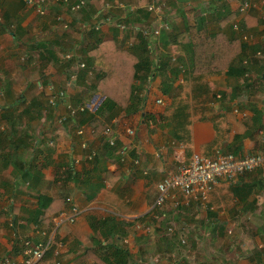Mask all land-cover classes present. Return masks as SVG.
<instances>
[{
    "label": "crops",
    "instance_id": "1",
    "mask_svg": "<svg viewBox=\"0 0 264 264\" xmlns=\"http://www.w3.org/2000/svg\"><path fill=\"white\" fill-rule=\"evenodd\" d=\"M149 1L86 0V7L75 13L57 3L39 16L25 0H0L4 21L0 22V257L11 254L22 261V239L45 238L48 226L36 210L46 195L56 199L55 205L63 201L48 219L61 210L72 212L67 197L79 208L73 223L67 221L55 228L52 222L49 236L63 242L54 252L59 264H103L96 257L107 254L115 238H121L130 252L151 258V264H181V260H186L183 264H204L192 261L204 228H210L208 236L214 239L241 229L249 237L246 249L256 253L250 252L242 263L264 264L263 168L247 172L235 182L220 180L210 190L205 207L192 201L174 211L175 219L182 222L169 238L158 227L166 220L165 209H171L170 203L163 209L154 206L159 181L177 171L193 153L264 151L260 62L244 76L227 74L231 62L238 59L242 42L264 47V0H249L254 6L244 12L239 6L245 0H161L166 6L163 20L171 28L151 38V56L166 70L158 71L148 89L136 80L134 111L122 110L112 117L109 111L99 112L106 95L91 81L101 70L97 65L86 77L81 70L77 83L67 85L76 61L67 62L62 53L74 51L86 61V51L99 40L136 48L142 33L135 27L159 25L145 7ZM104 2L111 7L107 11L112 22L104 23L97 32L82 30L81 22L94 21ZM226 11L233 16L222 25ZM57 15L61 21L56 20ZM234 22L250 36L244 30H233ZM64 23H68L67 29ZM121 23L127 25L125 30ZM200 23L210 36L207 42L186 52L176 51L177 36ZM24 53L29 56L22 62ZM34 60L37 69L32 66ZM172 69L178 75L165 91L164 81ZM199 74L206 76L212 91L196 102L193 93L197 94V86H192V77ZM59 89L66 90L73 105H84L85 111L61 122L65 105L48 102V95ZM222 94L231 99L221 102ZM158 97H163V104L154 103ZM131 103L128 100L127 104ZM179 119L184 125L181 138L175 134ZM99 122L103 126L96 128ZM106 125L112 126L114 146L106 142ZM79 128L83 135L78 134ZM129 128L135 133L129 134ZM93 150L96 154L91 159L88 155ZM69 170L76 175L63 179ZM152 223L154 228L147 232L143 227ZM183 234L190 247L181 253L177 240ZM145 238L148 242H143Z\"/></svg>",
    "mask_w": 264,
    "mask_h": 264
},
{
    "label": "built area",
    "instance_id": "2",
    "mask_svg": "<svg viewBox=\"0 0 264 264\" xmlns=\"http://www.w3.org/2000/svg\"><path fill=\"white\" fill-rule=\"evenodd\" d=\"M47 1L48 0H25L26 4L33 7L35 11L41 15L46 13L47 9L45 7ZM53 1L62 3L73 12L80 11L86 5V0H76L74 3H70V0ZM252 6H254L253 2L245 0L240 4L239 10L241 12L248 11ZM145 7L159 20V25L157 27L143 26L135 28H137V30H139L142 35H144L148 39L152 37H159L163 28H165L166 30L169 29L168 21L163 20L166 6L160 0H150ZM110 8V5L104 2L103 6L95 14V20L84 22L82 24V27L85 30H89L91 28L100 30L104 23L112 22V16L107 11V9ZM57 19H62V17H60L59 15ZM1 20L2 16L0 15V21ZM63 27H68V23H64ZM120 28L125 30L127 28V25L125 23H121ZM234 29L240 31L241 27L238 23H234ZM257 55H261V52L258 51ZM62 58L67 62L76 61V64L71 67V71L67 79V85L77 83V81L79 80V72L81 70L87 69L89 75L93 71L92 68L88 69L86 61L82 59L81 56L77 55L74 51H65L62 54ZM157 62L158 59L155 61V65H153L154 71L149 73L148 75L145 86L146 89L150 87L155 79V75L158 73V70L156 69ZM156 101L158 104L164 103L163 97H158ZM49 103L50 105L54 106H58L61 104L65 105V113H62L59 116V120L61 122L66 121L69 116L76 117L86 109L84 105H73L68 100L65 89H60L52 92L51 97L49 98ZM77 132L79 135H83L84 130L83 128H79ZM112 132L113 130L111 125H107L103 130V133L106 137V142L114 146L116 144V141ZM127 132L129 134L135 133L133 128H129ZM82 145L87 146V143L83 141ZM120 152L123 155L125 154L124 150ZM95 154L96 152L93 150L88 155V157L92 159L95 157ZM136 162H139V159H137ZM259 168L264 169V151H260L254 154L242 155H238L230 151H216V153L213 155H204L195 152L193 153L189 161H185L179 166L177 171L166 175L161 181H159L157 185L158 194L154 206L163 209L168 207V203H170L169 205L171 207V210L176 211L179 209V207L189 205L192 201H196L203 207H205L209 201L210 190L220 180L235 182L241 175L247 172H252ZM67 201L71 202L72 212L68 213L65 210L57 212L52 218L55 228H58L64 222L68 221L73 223L76 220V217L79 213V208L74 205V203H72L71 197H68ZM143 228L147 232H150L154 228V225L152 223L150 225H145ZM177 229V223L174 220H169L167 226L168 234L174 235ZM52 240L53 238L50 237L46 244H43L41 242L38 244H34L31 239L27 238L25 240V244L27 247L23 251L24 254L28 255L27 258L22 261H17L11 258L9 255H4L0 258V264H35L43 256L46 249L51 245ZM180 242L182 244H185L187 242L186 236L184 234L180 237ZM59 244L60 246H62L63 242H60Z\"/></svg>",
    "mask_w": 264,
    "mask_h": 264
},
{
    "label": "trees",
    "instance_id": "3",
    "mask_svg": "<svg viewBox=\"0 0 264 264\" xmlns=\"http://www.w3.org/2000/svg\"><path fill=\"white\" fill-rule=\"evenodd\" d=\"M224 16L225 18H223L222 25H226L232 19L233 13L230 11L228 12L226 11ZM250 18L251 16H249L247 20H249ZM84 22L85 21H82L80 26L81 29L85 31V29L82 27V24ZM234 23H232L233 30H235ZM245 23L247 24L248 22L245 21ZM238 24L240 25L241 28H244L241 26L240 23ZM170 28L171 25L169 24V29ZM89 30L91 31L95 30L96 32L99 31L94 28H91ZM164 30L166 31L165 28H163L162 31ZM138 32L141 33L139 30ZM237 32L240 33V31ZM209 37L210 36H208V34L205 32L201 23L196 27H189L187 33L184 32L177 36V45L175 46V50L178 52H186L190 49V47H194L197 44L202 46L207 42ZM149 43L151 42L144 35H141L140 43L138 46H136V48L135 47L127 48L123 46L121 43H118L117 41H113V40H106V41L99 40L96 44L90 46V48L86 51L85 56L87 57L86 63L88 69L93 67L94 65L99 66L101 69L97 75L98 79L95 82V87L97 89H100V91H102V93L106 95V99L104 100L102 107L99 109V112L100 111L103 112L104 110L109 111V117H112L122 110H126L127 112L135 110V108L132 105L134 98H136L135 91L137 89V86L135 82L136 80H140L142 84L144 83L146 84L149 73L154 71L153 65H155V62L151 56L152 49L151 47H149ZM248 51L250 53H248ZM258 51L261 52V55H257ZM236 58L238 59L236 61L233 60L231 62V65L229 66V70L227 73L228 75L236 74L239 76H244L245 73L251 71L252 67L255 68V65L258 64L259 62L260 65L259 67H257L259 69L258 72H260L261 74L264 73V47L259 45L251 46L244 41L241 43V49ZM156 69L159 71V73L161 70H163L164 72L166 70L164 64L160 65L159 61L157 62ZM83 70H85V72L83 73V76H85V73H87L88 70L87 69H83ZM170 73L172 75L166 78L167 81L166 80L164 81L165 83L163 85L164 87L163 90L165 91H167L165 88L168 89L171 87V82H173L178 75L176 69H172V72ZM186 77L188 76L185 75V78ZM192 79H193L192 86L194 85L197 86L196 88L197 94L195 95L193 93L194 101L198 102L205 100L206 97L209 95V93H211L212 91L211 85L206 80V76L203 74H199L192 77ZM226 97H228L227 100L231 99V97H229L228 94L226 95L222 94L219 98H221L220 100L221 102H223L224 100H226ZM187 98L188 95H186L185 99ZM128 100L132 101L131 105L127 104ZM186 108L187 105L185 106V109ZM178 121L179 123L175 134L177 136L179 134V137L181 138L184 135L183 132L184 125L181 119H179ZM102 126H103V122L102 123L99 122L98 124H96V128H101ZM186 129H187V125H186ZM75 175H76L75 171L69 170L68 174L67 175L64 174L62 177L63 179H66L68 177L72 178V176L74 177ZM55 202L56 199L49 198L46 195H43L41 197V202L39 203L36 212L39 213L38 216L41 219L40 221H45L46 225L48 226V231L47 233H44L45 238L39 241L36 240L34 241L32 237H27L28 239H31V241L34 244H38L40 242L46 244L48 242L50 238L49 236L50 230L53 228L54 225V224L52 225L53 222L52 218L55 214L52 216V218L49 219H48V215H50V213L55 212L56 209L60 208V204L63 201H59V204L57 205H55ZM181 207H179V209ZM157 210L158 209H156L155 211L157 212ZM27 238L25 237L21 241L20 252L23 256L22 260L28 257V255L23 253L24 249L27 247L25 244V240ZM118 240L120 241L121 238L120 239L118 238ZM57 244H58V240L56 239L54 243L45 251V253L39 259V261H37L35 264H59V261H57L54 258L55 257L54 252L56 250ZM113 245H115V247H114V251L113 250H112L113 252L111 251L112 253L108 252L107 254H103L102 256H97L96 260L103 264H132L130 262L131 253H129L126 248H123L114 243ZM5 255H9L12 258L11 254H5Z\"/></svg>",
    "mask_w": 264,
    "mask_h": 264
},
{
    "label": "rangeland",
    "instance_id": "4",
    "mask_svg": "<svg viewBox=\"0 0 264 264\" xmlns=\"http://www.w3.org/2000/svg\"><path fill=\"white\" fill-rule=\"evenodd\" d=\"M52 1L53 0H48L46 2V7H45L46 9L48 7L49 8H52V7L57 6L56 5L57 2L54 3ZM63 6H65V5H63ZM127 9H130V7L127 6ZM58 16L59 15L56 16V20H57V17ZM58 20L61 21L62 19H58ZM0 22H4L3 19ZM67 28L68 27H66V29ZM242 30H244L247 33V30L246 29L241 28V31ZM28 56L29 55L27 53H24V54H22L20 56V60L22 62H25L26 60H28ZM26 66L31 67L29 63H26ZM32 66H33V68L37 69V64H36V61L35 60H34V62L32 64ZM97 79H98V76L96 78L92 79L91 81L92 82H96ZM85 91L86 90L83 88L81 93L83 94ZM48 96L51 97V95H48ZM155 101H156V99H154V103L156 104L157 101L156 102ZM48 102H49V99H48ZM77 103H79V102H77ZM165 210L168 211V216L166 215V217H165L166 220H163V223L166 224V222H167V225L165 227V224L162 223L158 228H161L162 227L165 230L164 237H168L169 238L172 235H169L168 232H167L168 221L169 220H174L177 223L178 226H179V224L182 221L180 222V221H178V220L175 219V215L176 214L174 213L173 210L167 209V208ZM208 231H211L210 228H204L201 231V234H200V236H201V242L197 246V249L194 250V254L192 255V258L193 259L191 258L192 261H194V262H197V263L198 262L199 263L202 262L204 264H243L242 261H245V259H247L248 254L250 252H251V255L256 254V253H253V251L246 249V243L245 242H246V240L249 237L246 235L245 232L244 233L243 232L241 233V229H240V232L239 233H238V231L237 232H234L233 231L232 233L227 232L226 235H221V236L215 237L216 239H214L211 236H208L209 235V232ZM147 235H150V234H147ZM186 239H187V242L185 244H182L180 242V240H177L178 243H180V244H178V247H179V250L178 251L181 252V253L184 252L185 249H187L188 247H190V241H189L188 236L186 237ZM231 241H234V242H231ZM113 242L114 243H118L117 245H119V246H121L123 248H126L129 253H131V254L133 253V252H130V250H129V248L127 246L124 245V242L122 243L120 241L121 242L120 243L119 240H118V238L112 239V243ZM143 242H148L147 238H145L143 240ZM53 243L54 242L52 241V244ZM165 243H166V241H165ZM57 246L61 248L60 244H57ZM114 247H115V245L114 246L111 245L109 247V249H108L109 253L112 250L114 251ZM57 251H59V250H57ZM135 255H136V252H134L131 255L130 262L132 264H151L150 263V261L152 260L151 258H143V257H141L142 256L141 254L140 255H136V256ZM3 256H1V257H3ZM168 256L170 258H172V259L176 258L175 256H172V255H168ZM185 261L186 260H183V261L181 260V264L185 263ZM254 264H258V263H254Z\"/></svg>",
    "mask_w": 264,
    "mask_h": 264
},
{
    "label": "clouds",
    "instance_id": "5",
    "mask_svg": "<svg viewBox=\"0 0 264 264\" xmlns=\"http://www.w3.org/2000/svg\"><path fill=\"white\" fill-rule=\"evenodd\" d=\"M160 1H161V0H160ZM71 3H72V2H71ZM85 7H86V5L84 6V8H85ZM32 8H33V7H32ZM84 8H82V9H84ZM33 9H34V8H33ZM82 9H81V10H82ZM34 10H35V9H34ZM81 10H80V11H81ZM36 13H37V12H36ZM37 14H38L39 16H41L39 13H37ZM0 15H1V14H0ZM43 15H44V14H43ZM1 16H2V15H1ZM2 19H3V16H2ZM85 22H90V21H85ZM110 23H111V22H110ZM239 26H240V25H239ZM65 29H66V28H65ZM240 31H241V30H240ZM242 31H243V30H242ZM244 32H245V31H244ZM245 33H246V32H245ZM263 34H264V33H263ZM246 35L249 36V34H247V33H246ZM148 40H149L150 42L152 41L151 38L148 39ZM149 47L152 48L151 43H149ZM155 61H156V60H155ZM59 90H60V89H59ZM83 112H84V111H83ZM81 113H82V112H81ZM106 126H107V125H106ZM106 126H105V127H106ZM105 127H104V128H105ZM103 130H104V129H103ZM52 241L54 242V239H53ZM59 243H60V242H59ZM59 243H58V244H59ZM51 245H52V243H51ZM51 245H50V246H51ZM50 246H49V247H50ZM49 247H48V248H49ZM48 248H47V249H48ZM47 249H46V250H47ZM58 252H59V251H56V254H58Z\"/></svg>",
    "mask_w": 264,
    "mask_h": 264
},
{
    "label": "water",
    "instance_id": "6",
    "mask_svg": "<svg viewBox=\"0 0 264 264\" xmlns=\"http://www.w3.org/2000/svg\"><path fill=\"white\" fill-rule=\"evenodd\" d=\"M262 77H263V79H264V73H263Z\"/></svg>",
    "mask_w": 264,
    "mask_h": 264
}]
</instances>
